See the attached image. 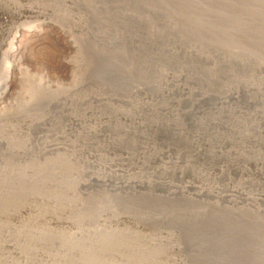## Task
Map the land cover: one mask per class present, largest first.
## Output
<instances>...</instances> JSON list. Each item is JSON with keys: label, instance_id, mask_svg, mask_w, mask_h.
<instances>
[{"label": "rangeland", "instance_id": "1", "mask_svg": "<svg viewBox=\"0 0 264 264\" xmlns=\"http://www.w3.org/2000/svg\"><path fill=\"white\" fill-rule=\"evenodd\" d=\"M227 1L0 0V264H264V0Z\"/></svg>", "mask_w": 264, "mask_h": 264}, {"label": "bare ground", "instance_id": "2", "mask_svg": "<svg viewBox=\"0 0 264 264\" xmlns=\"http://www.w3.org/2000/svg\"><path fill=\"white\" fill-rule=\"evenodd\" d=\"M233 1H235V0H231V1H227V3H229V4H232L233 5ZM250 1V0H249ZM257 1H260V0H257ZM252 2V1H251ZM261 2L262 1H260L259 2V4H260V6H261ZM226 3V2H225ZM226 3V4H227ZM169 4V3H168ZM190 4V3H189ZM188 4V5H189ZM199 4H201V3H199ZM225 4V5H226ZM229 4L227 5V6H229ZM167 5V4H166ZM192 5V4H191ZM214 5V4H213ZM262 5H264L263 4V2H262ZM244 6V5H243ZM226 7V6H225ZM246 7V6H245ZM249 7V6H248ZM262 7V6H261ZM238 8V7H237ZM242 8V7H241ZM252 8H256V7H253L252 6ZM195 9V8H194ZM222 9V8H221ZM225 9V8H224ZM232 9V8H231ZM239 9V8H238ZM244 9V8H243ZM248 9V8H247ZM213 10V9H212ZM242 10V9H241ZM260 10V9H259ZM264 10V9H263ZM28 13L30 12H32L31 11V9H29V10H26ZM34 11V10H33ZM207 11H208V9H207ZM238 11V10H237ZM245 11H246V8H245ZM252 11V10H251ZM238 12H241V11H238ZM261 12H264V11H262L261 10ZM39 13V12H38ZM199 13H200V11H199ZM202 13H204V12H202ZM256 13H258V11L256 12ZM255 13V14H256ZM222 14H225V13H222ZM232 14V13H231ZM259 14V13H258ZM257 15V14H256ZM255 15V16H256ZM261 15V14H260ZM259 15V16H260ZM247 16V15H246ZM248 16H250V15H248ZM264 17V16H263ZM241 18V17H240ZM240 20V19H239ZM252 20V19H251ZM242 21V20H241ZM240 21V22H241ZM239 23V22H238ZM264 24V23H263ZM253 25V24H252ZM234 26V25H233ZM236 28V27H235ZM246 29V28H245ZM230 31V30H229ZM228 31V32H229ZM235 33H237L236 31H234ZM253 32V31H252ZM259 34V33H258ZM237 35V34H236ZM240 35V34H239ZM245 35V34H244ZM254 35V34H253ZM243 36V35H242ZM256 36V35H255ZM262 40V39H261ZM10 44H11V46L13 45V41H11V42H9ZM240 44V43H239ZM16 71V68H15V66L13 65V64H8L6 67H4V69H3V72H4V75L0 78V104H1V100H3V99H5L8 95H9V93H10V82H11V80L14 78V73H16L15 72ZM5 101V100H4ZM52 148V147H51ZM54 148V147H53ZM15 251V250H14ZM16 252V251H15ZM11 254V253H10ZM15 254V253H14ZM13 255V254H12ZM2 257V256H1ZM18 257V256H17ZM9 261V260H8Z\"/></svg>", "mask_w": 264, "mask_h": 264}]
</instances>
